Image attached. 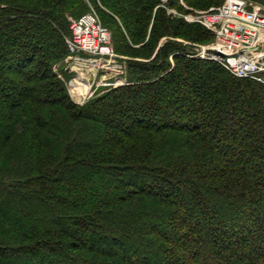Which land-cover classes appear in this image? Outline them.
<instances>
[{
  "label": "trees",
  "instance_id": "1",
  "mask_svg": "<svg viewBox=\"0 0 264 264\" xmlns=\"http://www.w3.org/2000/svg\"><path fill=\"white\" fill-rule=\"evenodd\" d=\"M91 1L128 84L78 106L55 67L88 5L0 0V264H264V83L160 0Z\"/></svg>",
  "mask_w": 264,
  "mask_h": 264
},
{
  "label": "built area",
  "instance_id": "2",
  "mask_svg": "<svg viewBox=\"0 0 264 264\" xmlns=\"http://www.w3.org/2000/svg\"><path fill=\"white\" fill-rule=\"evenodd\" d=\"M170 1L160 0L159 7L166 9L168 16L176 15L177 11L170 7ZM179 5L185 8V12L179 14L185 23L199 25L214 36V42L210 45H191L195 52L190 57L216 61L237 78L264 83L262 5L249 3L248 0H225L221 5L205 10L189 7L184 0H179ZM93 15L91 13L71 22L68 50L81 63L80 52L114 62L116 57L110 47L109 32L100 22L98 26L95 25ZM209 50L219 52L224 57L210 55L207 53ZM119 69L123 68L119 66ZM119 72L120 75L124 74L121 70Z\"/></svg>",
  "mask_w": 264,
  "mask_h": 264
},
{
  "label": "rangeland",
  "instance_id": "3",
  "mask_svg": "<svg viewBox=\"0 0 264 264\" xmlns=\"http://www.w3.org/2000/svg\"><path fill=\"white\" fill-rule=\"evenodd\" d=\"M84 2L85 4L88 5V11L81 17L86 16L91 13L95 14L93 15L94 20H95V25L98 26L100 22L101 25L104 28H106L109 32L108 38H110V41H111L110 47L113 49L116 58L114 62H111V61L106 60L103 57H96L93 55L86 54L84 52H80L79 56L82 59V63H81L80 61L75 60V56L69 51V55L64 60V62H62L61 64L55 67V72H57L58 74L64 73V75L61 74L60 77H63V80L66 85V89L70 96L71 101L78 106L85 105L90 100L98 96H101L102 94H104L105 92H107L108 90L112 88H117V87H121L123 85L128 84V77H127L128 76V64L126 63V59L128 57L126 58L125 56H121L115 52L114 43H113L114 41L113 40L114 38L113 30L109 24L104 23L94 3L91 0H84ZM248 2L253 3V4L254 3L260 4L264 8V2H259V1H254V0H248ZM96 3L98 7L101 6L97 0H96ZM174 9L177 11V14L176 15L171 14L169 17L174 20H182L179 14L184 13L185 8L179 5L178 7ZM198 10H202V9H198ZM105 12L108 13V11L106 10ZM77 18H80V17H76V15L67 14V19L70 22V24L73 20ZM189 25H193V24H189ZM150 30H151V27H150ZM163 41H166V39H163ZM177 41L182 42L184 45H186L187 43L188 45H190V47L191 45H194L193 43H190L185 40H177ZM66 42H67V38H66ZM213 42L214 40L209 42L207 45H210ZM200 46H204V45H200ZM132 48L135 50L142 49L140 46H132ZM192 48L194 49L193 46ZM202 60H206V59H202ZM119 66L122 67L123 69H119ZM119 70L123 71L124 74L120 75ZM263 77H264V74H263ZM72 82H73V85L71 87ZM230 121L234 122L236 121V119L234 117H230ZM18 141L19 143L15 145V148L17 151L14 152L16 156L20 154L19 146H20L21 140L18 139ZM6 160L8 161V159ZM26 222H31V221L28 220ZM34 224H35L34 221L31 222L32 226H34ZM20 225L24 229H26L25 227V225H27L26 223H22V224L20 223ZM44 225L46 227L52 226L51 219L45 220ZM50 258L53 259V257H50Z\"/></svg>",
  "mask_w": 264,
  "mask_h": 264
},
{
  "label": "water",
  "instance_id": "4",
  "mask_svg": "<svg viewBox=\"0 0 264 264\" xmlns=\"http://www.w3.org/2000/svg\"><path fill=\"white\" fill-rule=\"evenodd\" d=\"M207 53L214 56L224 57L221 53L212 50H209Z\"/></svg>",
  "mask_w": 264,
  "mask_h": 264
}]
</instances>
